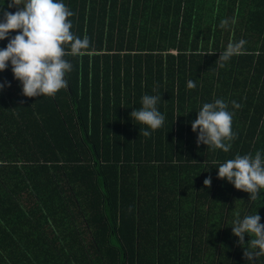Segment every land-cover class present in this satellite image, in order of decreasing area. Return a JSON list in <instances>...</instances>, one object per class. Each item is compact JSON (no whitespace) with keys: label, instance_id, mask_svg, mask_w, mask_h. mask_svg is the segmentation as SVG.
<instances>
[{"label":"trees","instance_id":"obj_1","mask_svg":"<svg viewBox=\"0 0 264 264\" xmlns=\"http://www.w3.org/2000/svg\"><path fill=\"white\" fill-rule=\"evenodd\" d=\"M62 2L71 31L89 39L65 57L68 87L26 97L11 63L0 71V264L198 262L195 231L207 220L194 215L249 199L216 167L237 154L264 159V0ZM10 3L0 0V22L22 8ZM241 39L246 54L220 67ZM146 94L160 95L165 117L147 138L130 117ZM217 99L232 113L227 153L198 145L191 128Z\"/></svg>","mask_w":264,"mask_h":264},{"label":"clouds","instance_id":"obj_2","mask_svg":"<svg viewBox=\"0 0 264 264\" xmlns=\"http://www.w3.org/2000/svg\"><path fill=\"white\" fill-rule=\"evenodd\" d=\"M22 5L15 13L4 12V21L0 22V40H4L10 31H18L7 46L0 50V71L11 63L15 79L22 83V93L26 97H54L58 91L68 87L66 73L72 71L71 63L66 56H80L89 47L87 37H77L71 31L72 23L69 17L74 13L62 0H11L9 7ZM227 20H222L220 27L224 28ZM246 41L230 42L220 54V67L233 56L245 53ZM188 88L196 87L189 81ZM160 95H143L139 109L130 113L132 120L146 125L142 135L150 137L152 131L159 129L165 120L157 110ZM234 108L242 105L232 101ZM195 132L199 129L197 144L203 143L212 150L220 149L227 153L235 136L232 131V113L227 110V104L222 99L213 103H205L200 108L197 118L191 124ZM140 134V133H139ZM218 178L226 179L238 190L247 192L249 199H258L264 189V159L260 151L255 155L237 154L218 167ZM204 185L209 187L211 179L206 178ZM257 214L247 215L243 219L237 214L233 221L232 234L238 237L237 243L244 248V257L249 264L256 257L264 256V224L260 223ZM245 235L250 239L245 244Z\"/></svg>","mask_w":264,"mask_h":264},{"label":"crops","instance_id":"obj_3","mask_svg":"<svg viewBox=\"0 0 264 264\" xmlns=\"http://www.w3.org/2000/svg\"><path fill=\"white\" fill-rule=\"evenodd\" d=\"M226 201V199H223ZM201 201V200H199ZM197 202L198 206L201 202ZM216 204V202H214ZM231 204L225 208L224 212H211L199 213L194 215L199 221L207 220L205 222H199L197 225L196 235L199 238L208 237L209 241L199 240L196 241L197 252L207 253V264H249V261L244 257V248L237 243L238 237L232 234L233 221L237 214L243 219L247 215H252L257 212L260 216V223L264 224V198H258L255 201L251 199L243 198H229L227 202ZM197 206V208H199ZM200 210H204L205 207H200ZM211 209V208H209ZM213 210V209H212ZM250 238L245 235V244ZM233 253L235 256L234 262L232 257L229 258V253ZM198 262L194 261L192 264H204L202 258ZM226 261V263H225ZM253 264H264V256H258L253 261Z\"/></svg>","mask_w":264,"mask_h":264},{"label":"rangeland","instance_id":"obj_4","mask_svg":"<svg viewBox=\"0 0 264 264\" xmlns=\"http://www.w3.org/2000/svg\"><path fill=\"white\" fill-rule=\"evenodd\" d=\"M210 238L205 237V240L209 241ZM207 253L201 254L202 259L204 260V264H207ZM201 260V259H200ZM226 263V262H225Z\"/></svg>","mask_w":264,"mask_h":264}]
</instances>
